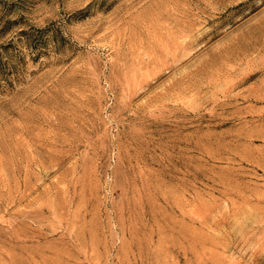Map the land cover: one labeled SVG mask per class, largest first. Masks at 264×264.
Masks as SVG:
<instances>
[{"label": "rangeland", "instance_id": "1", "mask_svg": "<svg viewBox=\"0 0 264 264\" xmlns=\"http://www.w3.org/2000/svg\"><path fill=\"white\" fill-rule=\"evenodd\" d=\"M0 264H264V0H0Z\"/></svg>", "mask_w": 264, "mask_h": 264}]
</instances>
